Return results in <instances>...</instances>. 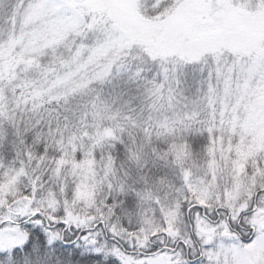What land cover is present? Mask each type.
Masks as SVG:
<instances>
[{
	"label": "snow or ice",
	"instance_id": "6c2138e0",
	"mask_svg": "<svg viewBox=\"0 0 264 264\" xmlns=\"http://www.w3.org/2000/svg\"><path fill=\"white\" fill-rule=\"evenodd\" d=\"M0 264H264V0H0Z\"/></svg>",
	"mask_w": 264,
	"mask_h": 264
}]
</instances>
